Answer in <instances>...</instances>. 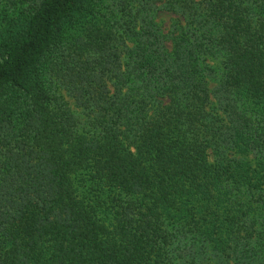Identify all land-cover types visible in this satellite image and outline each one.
I'll list each match as a JSON object with an SVG mask.
<instances>
[{"label": "trees", "instance_id": "1", "mask_svg": "<svg viewBox=\"0 0 264 264\" xmlns=\"http://www.w3.org/2000/svg\"><path fill=\"white\" fill-rule=\"evenodd\" d=\"M0 264H264V0H0Z\"/></svg>", "mask_w": 264, "mask_h": 264}, {"label": "rangeland", "instance_id": "2", "mask_svg": "<svg viewBox=\"0 0 264 264\" xmlns=\"http://www.w3.org/2000/svg\"><path fill=\"white\" fill-rule=\"evenodd\" d=\"M174 16H172L171 13L160 11L157 15V19L160 21V23L163 25L165 28V31L168 32L169 29L171 28L172 21H173ZM170 45V44H169ZM215 82H212V85L214 86Z\"/></svg>", "mask_w": 264, "mask_h": 264}]
</instances>
